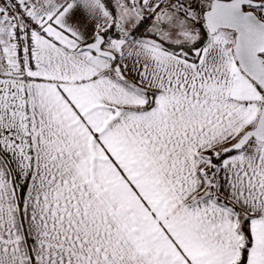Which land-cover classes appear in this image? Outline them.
<instances>
[{
    "label": "snow or ice",
    "instance_id": "obj_1",
    "mask_svg": "<svg viewBox=\"0 0 264 264\" xmlns=\"http://www.w3.org/2000/svg\"><path fill=\"white\" fill-rule=\"evenodd\" d=\"M0 264H264V0H0Z\"/></svg>",
    "mask_w": 264,
    "mask_h": 264
}]
</instances>
